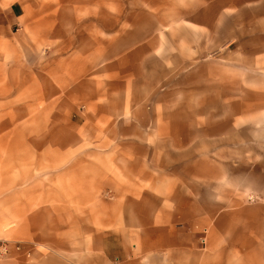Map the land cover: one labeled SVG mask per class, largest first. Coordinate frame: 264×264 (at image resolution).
<instances>
[{
  "label": "crops",
  "instance_id": "1",
  "mask_svg": "<svg viewBox=\"0 0 264 264\" xmlns=\"http://www.w3.org/2000/svg\"><path fill=\"white\" fill-rule=\"evenodd\" d=\"M159 2L203 13L150 12L157 28L144 42L135 10L116 16L112 28L101 15L100 34L78 39L64 26L79 20L76 0H53L52 13L34 15L58 29L23 31L37 42L26 44L33 52L18 67L31 72L28 81L12 86L7 102L26 107L0 114L3 181L10 184L4 221L12 222L0 237L50 251L29 257L11 244L0 264H221L201 249L198 233L206 226L217 233L221 216L248 209L238 192L252 194L256 181L264 183V0ZM22 16L25 5L14 2L0 22L12 27ZM209 54L223 58L209 61ZM179 69L195 71V79L175 91L172 71ZM210 97L217 104L211 112L204 103ZM222 104L229 127L210 131L204 114H220ZM35 107L36 137L12 141L13 124L31 120ZM169 114H201L203 122L185 119L175 129ZM17 167L30 171L27 178ZM26 181L36 185L19 189Z\"/></svg>",
  "mask_w": 264,
  "mask_h": 264
},
{
  "label": "rangeland",
  "instance_id": "2",
  "mask_svg": "<svg viewBox=\"0 0 264 264\" xmlns=\"http://www.w3.org/2000/svg\"><path fill=\"white\" fill-rule=\"evenodd\" d=\"M42 1L43 0H0V17L7 13V9L14 2L21 5L24 4L27 15L19 17L17 21L14 22L12 27H9L8 25L4 26L2 25V22H0V114H4L6 111L11 114H19L21 106L26 107V103H7L12 100L14 97L13 95L15 94L11 87H19L23 81H28L26 78L27 74L31 73L30 71L23 72L19 70L18 67L20 66L19 63H21V60L26 59V54L33 52L32 47L26 44H35L37 41L33 38L27 39L23 34V31L29 33L30 36H35L34 32L37 29L41 30L39 31L41 33H44V31L54 32L58 29L57 23L51 19H45L46 17L43 16H40L39 19L35 17L34 14H37L39 9L44 8L48 9L49 13L53 12V6H51L53 0H44L45 5H42ZM159 1L160 0H157V2H155V0H76V5L74 7L76 8L79 20L76 23H64V26L67 30L70 28L71 31H75L78 39H83L85 35H89L91 37L98 36L102 25L101 15L103 17V23L112 28L117 25L116 16L124 15L135 10L134 12L140 15L139 30L142 32L141 42H144L147 40L143 37V34L146 35L149 32L154 33L157 28L156 23L150 21L152 18H150L149 13H155L160 8H162V10H165L166 8L165 5L161 6ZM202 10L203 9L199 10L197 7L190 6L186 8V11L181 12L170 6L166 8L164 13L176 16H197L202 15ZM120 25L125 30L130 28L131 23L121 22ZM37 26H39V28ZM53 41L57 43L60 39L55 38ZM54 46L52 48H55ZM206 57L209 61H212L213 58L216 60V57L217 59L223 58V56H219L217 54H209L206 55ZM221 62L222 64L224 63L222 60ZM195 63H197V61H194L193 64L195 65ZM228 73L229 72L226 69L221 70L222 78ZM206 75L207 74H205V77ZM172 77L174 78L173 82L175 84L174 90L178 91L181 90L180 86H186L190 83L191 79H195V71L190 70L183 73L181 69L174 70L172 71ZM204 103L206 109L210 112L213 107L217 105L211 97ZM190 105L196 106L197 103L192 101L190 102ZM225 105H227V108H230V106H233L234 104L229 105L228 103H225ZM81 107V110H83L84 107ZM171 108H174V104L172 103L168 105V111H172ZM227 108L222 104L220 114H214L215 116L212 114H204V122L208 125V130L211 131L216 129L224 131L229 127V121L227 120L229 114H227ZM236 108L237 107H234V109ZM37 113L38 110L35 107L34 114H32L34 117L31 120L27 121V119H18L13 124L11 127L12 132L10 131V136L13 139L12 141L19 143L22 141V138H25L31 132L34 135L30 134L28 137H36L37 119L35 117ZM169 116H172V120L174 122L173 126L175 129L179 128L182 125L181 121H185V119H187L189 126H194L197 125V123L203 122V120H201V114H169ZM5 121L6 119L4 117H0V128L4 127ZM22 121L25 123L24 131L21 129ZM1 133L4 135V131ZM3 135L0 134V230L4 231V229L10 227L12 222L9 220V223L7 224L4 221L6 207L4 206L3 201L5 193L7 192L6 190H8L7 188L10 184L3 181L5 176L4 171L6 168V152L2 146V143L5 141L2 140ZM21 169L22 168L20 167L14 168L13 172L19 176L24 174L27 178L30 171L23 173ZM29 169L36 174L38 168L33 166L29 167ZM255 184L256 192L252 194L246 193V195H244L238 192V198L246 196L243 197V200L242 198L239 200L246 203V205L249 206L248 209L236 216H221L220 230L215 234L213 233V226H206L204 230H201L198 233L201 249H203V251L207 254L222 257V259H220L221 264H264V198L259 196L264 189V183L261 180H258ZM17 185L19 189L23 188L28 190L34 187L36 183L26 181ZM29 201H32V199L29 198ZM32 206H38L36 199L34 200ZM12 217L14 223L13 226L15 227L20 218L16 215ZM0 238H2L0 240H5V237ZM203 239H205V242H203ZM6 241L9 240L6 239ZM9 243L10 245L12 244L11 241H9ZM17 244H22V246L30 245L32 247V253L33 250H42L45 252L50 251V249L46 248V246L36 242L27 244L19 241L12 245L15 248V245ZM212 244H215L214 248L212 247ZM18 251L26 252V250L23 249H19Z\"/></svg>",
  "mask_w": 264,
  "mask_h": 264
},
{
  "label": "built area",
  "instance_id": "3",
  "mask_svg": "<svg viewBox=\"0 0 264 264\" xmlns=\"http://www.w3.org/2000/svg\"><path fill=\"white\" fill-rule=\"evenodd\" d=\"M203 242H205V239H203ZM21 248L22 249L26 248L28 256L31 255L32 247L30 245L29 246H22V244L21 245L20 244L15 245V249L19 250ZM10 250H11V246H10L9 241L0 240V259L7 256L9 254Z\"/></svg>",
  "mask_w": 264,
  "mask_h": 264
}]
</instances>
